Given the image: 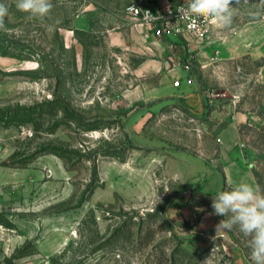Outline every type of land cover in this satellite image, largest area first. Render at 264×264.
<instances>
[{"label":"rangeland","instance_id":"rangeland-1","mask_svg":"<svg viewBox=\"0 0 264 264\" xmlns=\"http://www.w3.org/2000/svg\"><path fill=\"white\" fill-rule=\"evenodd\" d=\"M51 2L49 16L29 20L16 0H0L9 10L0 30V165L17 172L0 224H12L15 252L47 255L42 264H250V238L236 226L216 235L208 220L224 219L211 207L219 192L241 181L264 189V0H233L232 25L213 21L194 54L189 71L209 93L202 120L190 118L181 90L153 110L159 100L139 88L142 79L176 80L169 70L189 64L188 38L156 45L130 17L131 0ZM148 59L167 64L142 77L136 69ZM201 126L208 132L192 133ZM177 150L209 160L201 183H176L162 159ZM236 151L244 176L229 167Z\"/></svg>","mask_w":264,"mask_h":264},{"label":"crops","instance_id":"crops-1","mask_svg":"<svg viewBox=\"0 0 264 264\" xmlns=\"http://www.w3.org/2000/svg\"><path fill=\"white\" fill-rule=\"evenodd\" d=\"M152 2H158L161 1L163 4L168 3V0H150ZM176 1H189V0H176ZM143 27V26H142ZM143 29L146 31V28L143 27ZM146 31V35H147ZM147 37L153 38L152 42H154L156 45L160 44L162 45L161 41L162 39H173L175 41H180L183 37L188 38V53L189 54V64L191 66L193 65V62H195L194 54L199 55L201 52H199V47L201 46V42H203L204 39H197L195 37H192L189 34H185L180 37H163L162 39H158L152 34H148ZM164 48V47H163ZM170 49L166 48L165 53L169 52ZM193 58V59H192ZM172 60V59H171ZM159 59H148L144 61L143 63L139 64V66L136 69V72L140 74V76L144 77L146 75H149L151 73H155V71H158L160 69H163L165 65L167 64ZM170 62V61H169ZM175 67L170 68L169 72L174 73L178 72L177 78H181L180 84L175 85L174 81H171V77L168 76V74L164 75L160 82H156V80H153L149 83H145L147 81L142 79V84L139 85V88L145 87L146 94L143 98L148 99H157L159 100L158 103H156L153 107V110H156L160 107L165 106L166 104H171L176 100L173 96L174 92L176 90H181L185 93V101L186 105L189 107V109L192 112V115L190 116L191 119L194 120H202V118H207L209 116L208 111V100H209V93L205 89L204 86H202L199 89L198 84H196V81L194 80L193 74L191 73V70L189 71V68H182L179 67L177 62H175ZM180 68V69H179ZM168 78V80L166 79ZM191 79L192 81L189 82L188 79ZM148 89V90H147ZM238 119H242V117L238 116ZM205 132H208L207 129H204L203 126L196 127L193 130V134L197 135H203ZM234 163L229 165L231 169H234V172L236 168H238V172L241 175L244 176L246 174V165L244 164V157L240 154V152H235ZM218 162H221L225 164V157L221 154L218 157ZM163 165L169 168L171 176L177 181V184H193V183H201L203 181V178L205 177V174L202 170V168H207L208 166V159L204 157L202 154H194L193 152L189 150H177L172 151L167 158L162 159ZM228 167V168H229ZM231 172L232 176L233 173ZM16 177L17 172L12 166H5L0 165V206L3 204L4 201L7 199H11L12 192L11 187L15 186L16 183ZM196 180V181H195ZM250 180V179H249ZM245 182V181H243ZM4 189V191L2 190ZM190 188L186 191H184V194L177 198L175 205L172 207V212L174 214H183L182 212L179 213L177 210V206L181 204L187 205L188 203V195L190 196V192H188ZM185 210V209H184ZM204 221V220H203ZM221 221V219L216 218L213 216V218L209 219L208 222L210 224L209 228L211 230H216L215 226ZM13 229L10 227H7L5 225L0 224V264H6V259L10 258L12 254L15 252V250L20 245V240L17 238L16 235L12 234ZM227 231L223 232L222 235H225ZM48 242H41L39 247V250L43 253H45V247L47 246ZM60 247V243L57 242L53 244L52 252H55ZM47 256V255H46ZM46 256H28L25 258H22L21 260L16 261L14 264H42L45 260ZM24 257V256H23ZM18 258V259H20Z\"/></svg>","mask_w":264,"mask_h":264},{"label":"clouds","instance_id":"clouds-1","mask_svg":"<svg viewBox=\"0 0 264 264\" xmlns=\"http://www.w3.org/2000/svg\"><path fill=\"white\" fill-rule=\"evenodd\" d=\"M242 0H235L240 5ZM233 0H189L186 8L180 9L181 15L209 18L224 27H230L236 16L237 7ZM18 11L27 14V19H44L53 8L51 0H16ZM8 7L0 3V30L7 31L5 17ZM260 14L253 13L252 18ZM213 214L222 216L216 226V235L230 231L234 226L249 237L250 264H264V189L247 182L236 183L230 190L219 192L212 199ZM226 218V219H225Z\"/></svg>","mask_w":264,"mask_h":264},{"label":"built area","instance_id":"built-area-1","mask_svg":"<svg viewBox=\"0 0 264 264\" xmlns=\"http://www.w3.org/2000/svg\"><path fill=\"white\" fill-rule=\"evenodd\" d=\"M189 1L168 0L161 1L131 0L127 7L132 20L146 28L148 34L158 39L163 37H180L189 34L197 39L209 36L212 19L204 20L197 16L180 14V9L186 8ZM187 68L190 65H186ZM189 82L192 80L189 78ZM175 85L180 84V79L175 80Z\"/></svg>","mask_w":264,"mask_h":264},{"label":"trees","instance_id":"trees-1","mask_svg":"<svg viewBox=\"0 0 264 264\" xmlns=\"http://www.w3.org/2000/svg\"><path fill=\"white\" fill-rule=\"evenodd\" d=\"M2 165H5V166H12L9 162L2 163ZM0 223H2V222L0 221ZM3 223H4L5 226H7V227H11V226H12V224L9 223V222H7V223H6V222H3ZM23 256H24V255H21V254H18L17 252H14L10 258H7V259H6V264H14V263H13V260H16V259H18V258H20V257H23Z\"/></svg>","mask_w":264,"mask_h":264}]
</instances>
